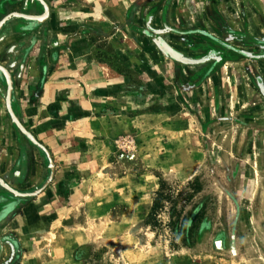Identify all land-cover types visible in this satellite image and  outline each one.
<instances>
[{"label": "rangeland", "instance_id": "obj_1", "mask_svg": "<svg viewBox=\"0 0 264 264\" xmlns=\"http://www.w3.org/2000/svg\"><path fill=\"white\" fill-rule=\"evenodd\" d=\"M44 2L0 29L39 144L0 73V264H264V0ZM162 182L203 212L187 246L167 210L151 225Z\"/></svg>", "mask_w": 264, "mask_h": 264}, {"label": "trees", "instance_id": "obj_2", "mask_svg": "<svg viewBox=\"0 0 264 264\" xmlns=\"http://www.w3.org/2000/svg\"><path fill=\"white\" fill-rule=\"evenodd\" d=\"M166 184L161 183L160 189L156 193V197L153 201V206L150 214V219L152 220V226H155L159 223L157 220V215L159 212H164L167 210L169 214V223L168 226L171 228L172 233L176 234L175 238H179L183 242V246L192 243L195 233L198 230L199 224L203 217V212H197L196 214L191 213L190 216H182V213H179L177 210V201H174V198L171 194H166ZM169 204L167 208L166 204Z\"/></svg>", "mask_w": 264, "mask_h": 264}, {"label": "water", "instance_id": "obj_3", "mask_svg": "<svg viewBox=\"0 0 264 264\" xmlns=\"http://www.w3.org/2000/svg\"><path fill=\"white\" fill-rule=\"evenodd\" d=\"M40 2V4H42V6L45 9V14L43 16L40 17H34V16H30V15H21V14H14L8 18H6L1 24H0V29L2 28L3 24H5V22H7V20L13 18V17H19V18H23L26 20H30V21H36V22H43L48 14H49V7L48 5L44 2V0H38ZM176 58L186 64H197L200 63L201 61H195V60H191L188 58H184L182 56H179L176 54ZM0 73H3L6 76L7 82H8V96H7V106H8V110L9 113L13 119V121L15 122V124L20 128V130L35 144L39 145L37 143V141L34 139V137L28 132L26 131V129L22 126V124L19 122V120L16 118L15 113L13 111V107H12V93H13V80L11 75L9 74V72L0 65ZM0 183L5 185L4 182L0 179ZM6 186V185H5Z\"/></svg>", "mask_w": 264, "mask_h": 264}, {"label": "crops", "instance_id": "obj_4", "mask_svg": "<svg viewBox=\"0 0 264 264\" xmlns=\"http://www.w3.org/2000/svg\"><path fill=\"white\" fill-rule=\"evenodd\" d=\"M73 59V58H72ZM79 58H77V59H75V62H74V60H72V62H69V61H67V57H66V55H65V57L64 56H59L58 57V60L57 61H55V65L57 66V68H60V70H67V69H69V68H67L66 66H71V69L73 68H77V66H78V64H79ZM46 63H48L47 62V59L45 60V62H44V64H46ZM64 64H67V65H65L64 66ZM66 67V68H65ZM89 70L87 71V77L85 78V82H86V84H87V82L90 84H92L94 87L96 86V84H95V81H94V78L92 77V74H91V72H93L94 70H92V69H96L95 68V65L93 64L92 65V67H89L88 68ZM63 73V71H61V74ZM62 78H63V74H62ZM64 79V78H63ZM104 79H107L106 78V76H104ZM87 80V81H86ZM64 84H65V82H63ZM70 83H74L73 82V80H72V82H70ZM57 84H58V82L57 83H55V87L54 86H52V84H46L45 83V85H46V87H45V91H48V92H50V94H55V93H57L58 91V89H59V87H56L57 86ZM93 89H95V88H93ZM47 92V93H48ZM15 103H16V100L14 99V106H15ZM8 128L10 129V126H8ZM13 162L14 163H16L15 162V160H13ZM18 163V162H17ZM16 163V164H17Z\"/></svg>", "mask_w": 264, "mask_h": 264}]
</instances>
